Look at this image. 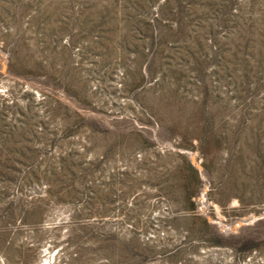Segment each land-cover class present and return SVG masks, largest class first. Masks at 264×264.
<instances>
[{"label":"rangeland","instance_id":"1","mask_svg":"<svg viewBox=\"0 0 264 264\" xmlns=\"http://www.w3.org/2000/svg\"><path fill=\"white\" fill-rule=\"evenodd\" d=\"M0 264H264V0H0Z\"/></svg>","mask_w":264,"mask_h":264}]
</instances>
